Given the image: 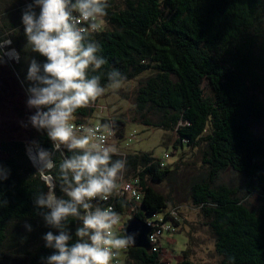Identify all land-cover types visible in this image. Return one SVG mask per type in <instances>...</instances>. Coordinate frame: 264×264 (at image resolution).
Masks as SVG:
<instances>
[{"label": "trees", "instance_id": "16d2710c", "mask_svg": "<svg viewBox=\"0 0 264 264\" xmlns=\"http://www.w3.org/2000/svg\"><path fill=\"white\" fill-rule=\"evenodd\" d=\"M108 2L107 15L101 18L103 29L85 34V42L99 44L97 55L106 61L98 70L90 67L88 77L98 76L105 89L150 74L137 89L134 111L145 116L156 110L159 122L145 120L144 124L174 132L178 137L174 149L201 150L207 170L191 185V205L208 220L222 264H264V137H257L252 129L254 124H264V0ZM34 3L0 0V41L10 40L9 47L18 52L12 68L28 96L30 62H46L31 50L22 23L23 10ZM34 10L39 13L38 7ZM112 72L119 75L110 78ZM204 85L211 96H206ZM103 95L77 109L71 121L90 124ZM100 123L115 131L116 140L124 138L125 120L102 118ZM25 130L31 146L50 153L56 165L51 173L57 178L56 196L66 199L59 165L80 150L63 144L54 149L46 130H37L31 123ZM28 148L20 138L0 142V170H7L8 177L0 180V264H47L56 252L45 247L44 236L49 231L58 235L60 229L47 225L44 214L49 210L36 204L48 189L27 156ZM113 149L111 162L125 161V166L108 201L101 197L89 201L92 210L113 205L115 213L125 214L130 204L113 194L121 181L138 178L143 199L134 216L146 220L165 215L164 220H172L179 229V218L170 214L172 210L179 214V206L155 187L172 180V167L152 153H124L116 145ZM226 171L241 175L245 183L239 187L221 183ZM253 193L260 204L250 209L244 200ZM80 212L84 214L83 209ZM62 223L71 246L79 240L76 230L83 226L82 220L69 217ZM163 258L162 249L130 248L124 264H166ZM182 259L178 264H192L187 252Z\"/></svg>", "mask_w": 264, "mask_h": 264}, {"label": "clouds", "instance_id": "9594fccd", "mask_svg": "<svg viewBox=\"0 0 264 264\" xmlns=\"http://www.w3.org/2000/svg\"><path fill=\"white\" fill-rule=\"evenodd\" d=\"M70 4L71 0H35L22 14L28 45L46 58L42 65L33 59L27 69V79L32 82L27 105L36 109L31 124L37 130H46L54 149L63 144L69 150H80L59 165L58 179L65 199L55 193L57 178L51 173L56 165L50 153L36 146L30 159L41 165L38 174L48 189L47 195L36 198V204L49 210L44 214L47 225L60 229L58 235L49 231L44 236L45 247L56 250L47 258V264H111L113 249L128 247L132 238L114 236L112 229L119 223V215L110 208L93 211L89 201L96 197L108 199L126 162L112 163L115 149L103 145V136L99 137L100 143L93 142L95 133L91 129L90 134L78 136L71 123L77 109L88 106L105 91L98 76L88 77L90 67L98 70L106 61L97 55L99 44L85 42V34L90 29L98 30L97 21L107 15L109 2L76 0L71 8ZM35 7L39 8L38 14ZM85 23L88 27L81 26ZM117 75L112 72L110 78ZM7 178V170H0V180ZM69 217H78L83 224L76 230L79 240L71 246L62 223Z\"/></svg>", "mask_w": 264, "mask_h": 264}, {"label": "rangeland", "instance_id": "374dc122", "mask_svg": "<svg viewBox=\"0 0 264 264\" xmlns=\"http://www.w3.org/2000/svg\"><path fill=\"white\" fill-rule=\"evenodd\" d=\"M257 32H259L258 29L247 38H253ZM149 75L145 73L133 80L116 82L106 87L90 121L100 123L102 118L125 120L127 125L124 138L115 139L110 146L116 145L121 152L152 153L159 159H162L166 153L170 155L166 164L174 170L172 180L165 185H155V187L159 192L170 195L176 206H179L180 226L176 233H165L162 236L164 263H181L183 252H187L192 264H222V257L215 249V236L208 226V220L202 215L200 209L191 205V185L207 170L202 162L201 150L174 149L173 145L178 138L174 132L144 124L145 120L150 124L159 122L160 114L156 110L150 109L145 116H139L134 111L137 89ZM204 86L206 96H211L212 91L208 85ZM261 98L264 97L261 96ZM28 99L29 96L12 66L0 64V142L20 138L27 143V148L31 147L25 127L31 123L30 117L35 115L36 109L28 107ZM252 129L257 137H264V124H254ZM132 135L134 138L130 140L129 137ZM220 182L239 187L245 183V180L239 174L226 171ZM244 203L250 209L257 208L260 204L258 195L254 193L248 195Z\"/></svg>", "mask_w": 264, "mask_h": 264}, {"label": "built area", "instance_id": "2783aa9c", "mask_svg": "<svg viewBox=\"0 0 264 264\" xmlns=\"http://www.w3.org/2000/svg\"><path fill=\"white\" fill-rule=\"evenodd\" d=\"M76 0H71V4H74ZM70 4V8H71ZM73 15H78V13H74ZM98 30L92 31L91 29L86 34H96L100 32L103 29L102 19L100 18L98 21ZM83 27H88V24L85 23L84 25H81ZM10 42V43H9ZM11 41L7 40L5 42L0 41V64H7V65H13L18 62L19 55L16 51V49L10 48ZM71 123L75 126V132L78 136L90 134L89 130H93L95 135L92 136L93 142L100 143L99 137L103 136L104 141L103 145L105 147L112 146L111 143L116 139L115 131L107 126H103L101 123H90V124H77L75 122ZM134 138V135L130 136L129 139L132 140ZM61 148V145L59 149ZM113 148V147H111ZM170 158V155L166 153L162 160V163L165 164L168 159ZM113 197L121 199L124 198L130 205L128 211L124 214H119L120 221L118 224H116L112 231L114 236L122 237L125 236V225L127 222L132 219L134 214L138 211L137 206H139L142 203L143 195L140 189V183L138 178H133L129 181H121V184L119 188H117L113 194ZM108 199H103L105 201H108ZM112 209L114 211V206L110 205L106 209ZM177 210V209H176ZM178 212V210H177ZM171 216L177 217L178 214L172 210L170 212ZM165 215H152L148 216V218L144 221H146L152 228V232L149 235V242L152 246V250L159 251L162 249L163 252V245H162V236L165 233H174L178 230V227L174 225V222L172 220H164ZM130 245L124 249H113V259L111 264H124V258L126 254L128 253L130 249ZM164 261V258H163Z\"/></svg>", "mask_w": 264, "mask_h": 264}, {"label": "water", "instance_id": "95a60500", "mask_svg": "<svg viewBox=\"0 0 264 264\" xmlns=\"http://www.w3.org/2000/svg\"><path fill=\"white\" fill-rule=\"evenodd\" d=\"M27 156L29 157L28 152ZM151 232V226L146 221L136 216L130 219L125 227V236L132 238L130 247L134 249H143L147 252L152 250V246L149 242V235Z\"/></svg>", "mask_w": 264, "mask_h": 264}, {"label": "bare ground", "instance_id": "6f19581e", "mask_svg": "<svg viewBox=\"0 0 264 264\" xmlns=\"http://www.w3.org/2000/svg\"><path fill=\"white\" fill-rule=\"evenodd\" d=\"M29 149H30V152L28 153V154H29V157H30V154L34 155L35 152L37 151V149H35L33 146L29 147ZM31 161H32L33 165H34L37 169H39V168L41 167V165H39L38 163H34L32 159H31Z\"/></svg>", "mask_w": 264, "mask_h": 264}]
</instances>
